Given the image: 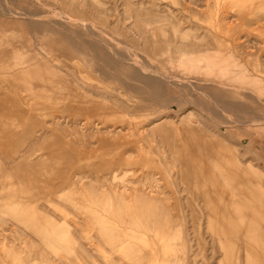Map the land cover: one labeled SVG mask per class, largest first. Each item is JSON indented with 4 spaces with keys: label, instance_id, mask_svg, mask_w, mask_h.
<instances>
[{
    "label": "rangeland",
    "instance_id": "1",
    "mask_svg": "<svg viewBox=\"0 0 264 264\" xmlns=\"http://www.w3.org/2000/svg\"><path fill=\"white\" fill-rule=\"evenodd\" d=\"M188 135L259 185L247 239ZM145 263L264 264V0H0V264Z\"/></svg>",
    "mask_w": 264,
    "mask_h": 264
},
{
    "label": "bare ground",
    "instance_id": "2",
    "mask_svg": "<svg viewBox=\"0 0 264 264\" xmlns=\"http://www.w3.org/2000/svg\"><path fill=\"white\" fill-rule=\"evenodd\" d=\"M187 137V141H184L188 145L187 155L183 159L188 167L190 160V168L193 167L196 171L194 184L207 196V203L212 207V218L210 219L212 227L220 235L227 234L226 231L232 230L233 233L236 231L240 237L247 239V236H242L240 232L247 230L249 215L254 214L256 210L259 212L262 207L263 196L259 185L251 180L249 174L238 170L235 165H226L220 156L221 151L217 149L218 146L205 143L196 145L194 141L189 139V135ZM228 209L231 211L234 209L232 213H235V216L238 215V218H235L236 220L239 219L237 222L240 226L237 223H230L232 226L226 225L228 223L226 220V216L229 215ZM142 231L144 232L143 229ZM141 237L146 236L142 234Z\"/></svg>",
    "mask_w": 264,
    "mask_h": 264
}]
</instances>
